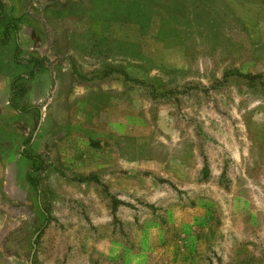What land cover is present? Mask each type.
<instances>
[{
    "label": "rangeland",
    "instance_id": "1",
    "mask_svg": "<svg viewBox=\"0 0 264 264\" xmlns=\"http://www.w3.org/2000/svg\"><path fill=\"white\" fill-rule=\"evenodd\" d=\"M0 3V264H264V0Z\"/></svg>",
    "mask_w": 264,
    "mask_h": 264
},
{
    "label": "trees",
    "instance_id": "2",
    "mask_svg": "<svg viewBox=\"0 0 264 264\" xmlns=\"http://www.w3.org/2000/svg\"><path fill=\"white\" fill-rule=\"evenodd\" d=\"M2 4L0 3V12L3 10L2 9ZM121 9H116L115 11L118 12L117 15L122 17V16H125L124 13H121L120 12ZM120 14V15H119ZM16 34H17V26L13 23H7V25H5L2 29V33H0V36H2L3 38L0 39V45H6L10 40V36L12 35V38H13V41H14V44H15V52H14V56H13V60H14V63L15 64H18L20 63L19 59H18V55L20 53V45H19V42H18V38L16 37ZM44 61L41 60V59H38V58H29L27 61H25V64H28V65H31V68L29 69V73H28V77L27 78H30V77H33L35 74H37L41 68L43 69V66H44ZM22 78L19 77L17 79H14L12 80V82L10 83V90H11V94H10V98H9V103L11 105V107L17 111L18 113H28L32 110H35L37 112H39V108L37 107H28V108H25V109H19L17 107V105L14 103V99L19 97V95H21V93H17L15 91V88H16V85H15V82L16 81H19L21 80ZM23 96V95H22ZM28 143V141L26 142ZM27 146H23V150H22V156H24L26 159H28L31 163H32V166L34 167V170H35V166L37 164H41V161L39 159L38 156L36 155H33L32 153H29L27 152L26 149ZM28 181L32 187V189L36 192V193H39V189H38V184L37 182L32 179L31 177L28 176ZM42 214H43V218H44V224L43 226H46L48 225L49 221H50V217L49 215L47 214V212L44 210H42ZM40 229L39 230H36V237L34 239V241L32 242V247H35L36 245V240H37V237L39 236V233H40Z\"/></svg>",
    "mask_w": 264,
    "mask_h": 264
}]
</instances>
